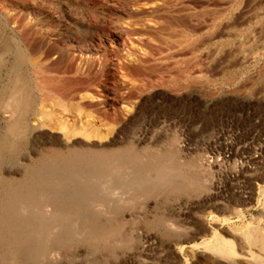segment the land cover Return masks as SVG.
<instances>
[{
  "label": "rangeland",
  "instance_id": "1",
  "mask_svg": "<svg viewBox=\"0 0 264 264\" xmlns=\"http://www.w3.org/2000/svg\"><path fill=\"white\" fill-rule=\"evenodd\" d=\"M263 4L0 0V264H173L171 249L191 245L189 236L202 230L196 217L211 216L222 231L231 206L258 210L244 205L243 193L264 163V128L229 137L237 150L231 162L214 142L222 118H264ZM240 39L249 42L243 52ZM31 48L65 97L54 121L90 137L34 133V118L9 133L16 118L2 103L16 81L40 98ZM250 54L257 59L245 67ZM213 165L242 171L235 191L212 192ZM26 227L41 240L29 243ZM210 231L195 243L210 242ZM7 232L29 254L22 257Z\"/></svg>",
  "mask_w": 264,
  "mask_h": 264
},
{
  "label": "bare ground",
  "instance_id": "2",
  "mask_svg": "<svg viewBox=\"0 0 264 264\" xmlns=\"http://www.w3.org/2000/svg\"><path fill=\"white\" fill-rule=\"evenodd\" d=\"M260 3H261V1H260ZM255 21H256V19L254 20V22ZM257 24H259L260 26H264V10L262 12H259V19H258ZM254 25H255V23H254ZM260 37L262 38V36H260ZM243 39L238 40V42L241 44L240 45V48L242 50L241 52H243L246 49V47L249 45L248 44L249 42H246L248 44V45H246V43H244ZM251 41L252 40H250V42ZM33 49L34 48H31L29 51L28 61H29V64H31L33 66V68L35 70L34 71L35 74L39 77L37 84H36V90H38L37 92L40 93V98L38 97L39 98L38 100L37 99L33 100L31 95L29 94V92H27V90L24 86V83L20 82V81H16V83L13 85V87L11 89L10 94L8 95L7 100L2 103V106L4 108L11 109V111H13V115H11L12 118H16L12 122V125L9 127V133L11 135L18 133L20 131L21 127L23 126L22 121L25 118L26 119L27 118H34L33 123H32V128H33L34 133L40 132L44 129H47L50 132H55L56 130H60V131H62V133H64L66 138L78 136V135L90 137V133H88V131H86V130H80V129L75 128L71 125L63 123L61 121H59L60 123L57 120L54 121V119H56L54 107L55 108L60 107L61 109L63 107H66L65 97H63V95H59V93H58L59 91H57L58 86H57V84H56V86L54 84L55 80L53 78L49 77L46 73H44L42 71L43 68H41V58L35 53V49L34 50ZM252 49H254V48H252ZM252 49L250 51H252ZM259 54L260 53H258V56H259ZM248 55H249V53H248ZM251 55L252 54H250V56H247V55L243 56L244 59L242 58L243 59L242 62L240 61L242 63V65L245 66L246 64H249L252 60L257 59V58H255L256 56L254 57L252 55V57H251ZM263 59H264V57H263ZM239 68H241V67H239ZM69 90H71V89H69ZM66 101H68V100H66ZM82 101H83V99H82ZM32 106L37 107L35 110H33V112L31 111ZM68 108L72 109L73 111H76L77 113H83V107L80 103L79 104L69 103ZM247 120H249V122H247ZM23 122L25 123V120ZM217 124H218L216 126L217 127L216 128V130H217L216 136L217 137L215 138L216 141L214 143H216L217 141H222V143L224 145V148H223L224 154H222V157H223V161L225 163H227V162H231L234 159L232 156L237 152V150H235V144L236 143L231 142L229 140V137L234 138L236 135H238L239 131L247 129L246 127H250V128L252 127L254 130L263 129L264 128V118H222L219 121V123L217 122ZM214 125H216V121H215ZM21 132L23 133V131H21ZM252 132H251V134H252ZM227 137H228V139H227ZM257 138H259V137H257ZM147 139H148V134L145 132L144 135H139L135 140H136L137 145H143L147 141ZM256 142H257V140H256ZM261 146H263V145H261ZM263 147L260 148L259 152L264 154V148ZM238 151H239V149H238ZM238 154H239V152H238ZM212 155H214V154H212ZM242 157H243V155H242ZM211 168H213V171L217 172V174H218V178L215 181H213V185H212V183L210 184V185H212V189H213L212 192L213 193L214 192L215 193H221L224 190L223 188H227L228 185L232 186V188L234 189L233 191H235V189L238 188V187L236 188V186L234 184H237V183L240 184L238 182V180H240V179L242 180V178H241L242 171L241 172L225 173V172H223L224 170L222 171L218 165L217 166L213 165V167H211ZM244 176H246V175H244ZM258 176L259 177H254V178L252 177V179L246 184V186H245L246 188H244V190L246 189L247 192L245 193L243 191L244 192L243 193V195H244L243 196V198H244L243 203H244V205L256 204L259 206V209L256 210L255 212H252L250 210H245V209L241 208V206L239 204H235L234 206H231V209L229 208L230 209V212L228 214L229 216H226V217L223 216V225L225 224L227 226V229H224L222 231H220V230L217 231L218 229L217 230L214 229L213 225H214V223H216V221H211V216H209V217H203V216L196 217L195 221L197 222L198 226L202 229V230L200 229L201 231L206 232L208 230H211V231L213 230L214 234H213V236H211L212 239H210V242L204 243L202 241L204 244L203 243L198 244L195 242L198 240V237H199L201 231L197 232L199 234L193 233L191 236H189V239H188V241L192 243L191 245L188 246L186 244L185 245L177 244V245H179L178 247H175V249H173V250L171 249L170 253L172 255V259L174 260L173 264H264V163H263V165H261L260 174ZM247 180H245V181H247ZM239 188H240V186H239ZM253 202H255V203H253ZM223 214H225V213H223ZM15 226H17V225H15ZM15 229H16V227H15ZM24 233L23 234L25 236H27V237H25V236L24 237L27 240H29V243H31L30 241H32V240L35 241V239L37 240V239H40V237H41L40 233H37V231L35 230L34 227L24 228ZM8 234L10 235V237H12L11 242L18 246L19 251H20V255L22 257H23V255L26 256L27 254H29V249H28V247H26V245H25V247L24 246L21 247V245H23L22 244L23 242H21V240L19 239L18 234L16 232H10ZM186 236L187 235L185 234V237ZM178 240H180V239H178ZM174 246H176V245H174Z\"/></svg>",
  "mask_w": 264,
  "mask_h": 264
}]
</instances>
